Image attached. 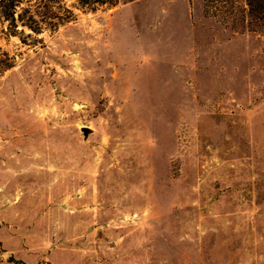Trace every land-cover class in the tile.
Listing matches in <instances>:
<instances>
[{
  "label": "rangeland",
  "instance_id": "obj_1",
  "mask_svg": "<svg viewBox=\"0 0 264 264\" xmlns=\"http://www.w3.org/2000/svg\"><path fill=\"white\" fill-rule=\"evenodd\" d=\"M33 13L0 20V264H264V29L203 0Z\"/></svg>",
  "mask_w": 264,
  "mask_h": 264
},
{
  "label": "trees",
  "instance_id": "obj_2",
  "mask_svg": "<svg viewBox=\"0 0 264 264\" xmlns=\"http://www.w3.org/2000/svg\"><path fill=\"white\" fill-rule=\"evenodd\" d=\"M62 0H0V20L7 23L12 35L24 34V29L38 33L33 17L38 6L52 10ZM134 0H76L78 7L95 10L101 6H116ZM34 2V4H31ZM34 8V9H33ZM204 13L230 25L234 30L259 31L264 29V0H203ZM69 17L66 19V21ZM25 42V38H20ZM12 67L7 60L0 59V75Z\"/></svg>",
  "mask_w": 264,
  "mask_h": 264
},
{
  "label": "water",
  "instance_id": "obj_3",
  "mask_svg": "<svg viewBox=\"0 0 264 264\" xmlns=\"http://www.w3.org/2000/svg\"><path fill=\"white\" fill-rule=\"evenodd\" d=\"M82 131L84 132V134L86 135L88 132H89V129L88 128H86V127H84V128H82Z\"/></svg>",
  "mask_w": 264,
  "mask_h": 264
}]
</instances>
